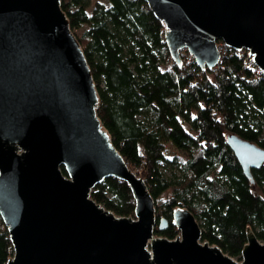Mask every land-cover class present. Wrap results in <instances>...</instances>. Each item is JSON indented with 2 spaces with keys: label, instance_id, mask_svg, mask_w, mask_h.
<instances>
[{
  "label": "water",
  "instance_id": "1",
  "mask_svg": "<svg viewBox=\"0 0 264 264\" xmlns=\"http://www.w3.org/2000/svg\"><path fill=\"white\" fill-rule=\"evenodd\" d=\"M164 27L179 67L185 50L212 69L215 42L245 50L264 75V0H143ZM89 66L60 0H0V220L12 253L4 264H264V243L245 226L239 260L200 239L192 213L175 205L173 239L144 180L130 170L96 115ZM225 145L252 184L264 149L233 133ZM62 169V170H61ZM112 177L128 186L133 215L89 196Z\"/></svg>",
  "mask_w": 264,
  "mask_h": 264
},
{
  "label": "trees",
  "instance_id": "2",
  "mask_svg": "<svg viewBox=\"0 0 264 264\" xmlns=\"http://www.w3.org/2000/svg\"><path fill=\"white\" fill-rule=\"evenodd\" d=\"M60 7L89 66L98 119L128 168L144 180L155 212L167 218L166 229L153 233L176 236L170 209L178 205L199 223L200 239L231 258L239 260L245 226L264 242V165L249 169L251 184L225 145L233 133L264 149V75L248 53L228 49L215 70H200L184 53L177 67L163 24L143 0H60ZM166 143L181 157L182 176L157 211L156 199L173 187L161 171V164L174 162L165 155ZM89 196L117 216L133 215L123 181L104 178ZM11 253L0 220V264Z\"/></svg>",
  "mask_w": 264,
  "mask_h": 264
},
{
  "label": "rangeland",
  "instance_id": "3",
  "mask_svg": "<svg viewBox=\"0 0 264 264\" xmlns=\"http://www.w3.org/2000/svg\"><path fill=\"white\" fill-rule=\"evenodd\" d=\"M98 1H102L103 2L104 0H98ZM78 32H79V30L76 31V33H78ZM186 54H188V53L186 52ZM176 154L178 155L177 151H175L169 143H166L165 144V155H166L167 158L172 159V161H174V162L173 163L161 164V171H162L164 177L166 178V180L171 181V183H172L171 185L173 187H171L167 192L162 193L156 199L155 204H156L157 211H160V210L164 209L162 204H163V201L166 199V197L174 195L172 189H178L179 188V185L177 183H175V182H178L181 179V176H182L181 172H180V169H179V166H178V162L181 159V157L180 156L174 157ZM169 162H171V161H169ZM253 191L255 193L259 192V190H257V189H254ZM156 214H159V213L157 212ZM175 231L177 233L176 235H178V231L176 229H175ZM158 236H161V235H158ZM161 237H163V236H161ZM259 242L260 243H264L263 241H260V240H259ZM233 259L237 260L236 258H233Z\"/></svg>",
  "mask_w": 264,
  "mask_h": 264
},
{
  "label": "built area",
  "instance_id": "4",
  "mask_svg": "<svg viewBox=\"0 0 264 264\" xmlns=\"http://www.w3.org/2000/svg\"><path fill=\"white\" fill-rule=\"evenodd\" d=\"M215 46L217 49V52L219 54V58H218V62L217 64L212 68V70H215L220 63L221 57L225 55L226 51L229 49L222 41L218 40L215 42ZM245 51V50H244ZM184 53H186L185 50H181L179 51V55H180V59L181 57L184 55ZM188 55V54H187ZM189 56V55H188ZM191 57V56H190ZM192 59V58H191ZM193 60V59H192ZM248 60L250 61V57L248 56ZM194 62V61H193ZM251 62V61H250ZM255 69L258 73H260V70L255 66Z\"/></svg>",
  "mask_w": 264,
  "mask_h": 264
}]
</instances>
